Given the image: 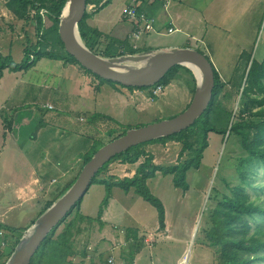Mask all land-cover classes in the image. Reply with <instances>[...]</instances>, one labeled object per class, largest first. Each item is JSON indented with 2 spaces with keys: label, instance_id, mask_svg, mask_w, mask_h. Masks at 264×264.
I'll use <instances>...</instances> for the list:
<instances>
[{
  "label": "rangeland",
  "instance_id": "rangeland-1",
  "mask_svg": "<svg viewBox=\"0 0 264 264\" xmlns=\"http://www.w3.org/2000/svg\"><path fill=\"white\" fill-rule=\"evenodd\" d=\"M150 1L157 4L159 12L163 11L164 0ZM171 1H174V6H178L175 8L179 9L182 16L174 22L178 29L168 31V19L175 17L172 7H168L164 12L166 17L161 13L158 15L157 12V17H150L154 31L149 35L142 34L138 40L129 39L130 43L139 48H158L155 46L159 45L200 48L209 55L220 78L228 82L229 89L233 90V97L226 101V105L238 114L246 107L242 102L239 103L240 95H237L241 75L248 64L242 53L250 52L252 59L258 60L264 56V0L169 2ZM127 2L128 0H111L92 17L90 23L110 37H124L132 30L131 22L122 15V7ZM5 4L6 0H0L1 52L4 55L11 54L15 62H20L24 46L36 41L34 14L31 12L27 20L17 19ZM97 6L95 4L92 9L88 5L86 10L93 13ZM103 17L107 19L105 24L100 22ZM156 22L162 24L158 25ZM46 24H50L47 19ZM106 42L107 39H103L98 50H102ZM46 61L47 65L43 68L39 63L19 73V79L8 87L12 91L6 96L2 97L0 91V105L4 98L8 100L5 103L8 107L4 106L2 112L7 117V126L3 130L5 134L0 131V207L8 209V213L5 216L0 215V221L18 229L31 225V221L38 217L48 200L47 195L53 199L63 185L76 175L82 162L81 156L94 135L93 130L86 129L88 122L66 118L62 123L54 125L48 118V115L50 117L60 111L48 107L49 103L57 104L60 82L59 77L53 74L51 65L55 63L54 60ZM250 63L251 61L249 65ZM194 91L191 75L181 69L163 94L152 100L142 96L141 99L138 98L141 110L138 109L137 113L131 114L127 121L116 127L114 134L119 135L130 127L142 126L178 114L190 103ZM145 93L147 94V89ZM134 94L139 92L134 90ZM66 114L70 115L68 112ZM104 136V143L111 139L108 133ZM22 147L30 150L27 152L31 154L25 155ZM181 147V143L175 140L144 145L146 151L153 155V162L164 166L173 165L188 157V152L180 156ZM242 155H245V151L237 135L226 137L210 132L208 146L203 152L199 168H190L187 171L188 190L176 187L171 174L164 175L158 171L154 177L148 179L150 189L162 200L166 210V227L163 230H158L157 210L152 204L133 189L125 192L121 187L114 186L113 199L107 207L110 210L107 217L109 222L104 226H100L97 220L81 224L82 231L73 238L76 249V254L71 258L73 263L120 264L123 261H134L133 258L143 252L145 258L141 259L142 264H222L219 246L211 245L208 231L213 224L215 207L225 194H230L231 187L240 181L237 165ZM76 156L80 159L62 176V168L68 166ZM143 159L141 157L133 164L114 160L99 177L130 176ZM10 166L15 172H7L8 169L13 170ZM257 167L253 180L256 188L248 187L247 190L252 199L262 201L264 188L259 187H264V164L260 163ZM33 170L39 182L31 184L36 189L41 184L44 193L37 192L36 195L33 194V199L24 202L16 191ZM59 174L57 181H53L52 178ZM104 194L103 184H92L83 197L81 212L95 217ZM11 205L14 207L10 208ZM249 221L252 226L250 232L257 225H261L264 232V215L249 217ZM128 227H137L139 232L136 242L126 239L125 229ZM62 229L63 224L54 235ZM12 236L14 234L11 235L10 231H0V243H7L4 252L9 250ZM111 255L115 260L108 263L107 259ZM260 264H264V259Z\"/></svg>",
  "mask_w": 264,
  "mask_h": 264
},
{
  "label": "trees",
  "instance_id": "trees-1",
  "mask_svg": "<svg viewBox=\"0 0 264 264\" xmlns=\"http://www.w3.org/2000/svg\"><path fill=\"white\" fill-rule=\"evenodd\" d=\"M110 2L111 0H86L87 6L91 3H95L98 6L93 13L86 10L82 20L79 22V32L85 44L91 50L103 56L133 54L148 49L149 47L134 48L128 36L116 39L88 23V19L93 14L106 7ZM65 3L66 0H6V7L17 19L27 20L30 17V13L33 12L36 41L34 43L29 42L24 46L23 58L20 62H15L11 54L4 55L0 53V75L4 69L15 72L28 70L42 58H48L62 60L65 64H78L85 72L98 79L100 84L109 83L129 89H149L151 86H125L111 79L103 78L82 66L72 54L66 51L58 32L59 16ZM156 10L157 4L154 3L150 6L141 1L138 6L139 12H145L150 17L155 14ZM46 19L50 21L49 25L46 24ZM103 39H107V42L102 50H98ZM197 49L205 53L200 48ZM242 54L246 56L248 64L241 75L237 95H240L239 103L242 102L246 105L244 109L237 114L233 112V109L227 107L226 101L233 97V90L229 89L228 82L220 78L214 67L215 86L213 99L205 112L190 127L165 137L139 143L126 151L116 154L107 161L98 170L90 184L91 186L98 183L105 186V194L100 202L97 215L90 217L81 212L82 197L45 237L33 255L30 264H74L71 259L76 254L73 242L74 236L82 231L81 224L85 221L97 220L100 226L105 225L103 215L112 198L114 186L121 187L125 192L133 189L135 193L152 204L157 210L158 230L165 229L166 210L164 204L150 189L148 179L154 177L158 171L164 175L171 174L173 176V184L176 187L188 190L187 171L190 168H199L203 152L208 146V134L210 132L222 134L223 136L227 133L228 136L231 134L237 135L245 151V155L239 158L237 165L239 183L232 186L230 194H225L215 207L212 218L213 224L208 231L211 245L219 246L222 264H260L264 259V232L261 225H257L255 230L250 232L252 226L249 217L254 218L256 215H264V200L252 199L247 188H256L253 180L257 173V166L260 163L264 164V56L261 60H258L257 58L252 59L250 52H243ZM181 69L191 75L193 86H195V78L192 71L180 64L171 67L156 84L168 85L171 80L177 77ZM95 89L98 90L99 87L96 86ZM246 113H248V116H246ZM108 118L112 119L111 117ZM117 124L119 123L117 122ZM115 129L108 132V136L111 137L110 140L126 132L115 135ZM103 137L95 139L90 148L82 154V162L76 175L63 185L53 199L46 201L37 216L74 182L82 166L98 148L105 144ZM169 140L181 143L180 156L188 152V157L170 166L154 163L153 155L146 151L144 145L150 142H166ZM141 157H144V159L136 166L135 172L131 176L99 177L100 173L114 160L133 164ZM259 188L262 189L264 187ZM33 221L34 219L31 223ZM61 224H63V229L57 235H54ZM23 229H26V227L18 229L0 221V231H10L11 235L14 234L10 238L11 245L7 252H4L5 248L0 247V264H4L13 251L22 235ZM138 232L137 227L126 228V239L136 242L138 240ZM3 258L5 259L3 260Z\"/></svg>",
  "mask_w": 264,
  "mask_h": 264
},
{
  "label": "water",
  "instance_id": "water-1",
  "mask_svg": "<svg viewBox=\"0 0 264 264\" xmlns=\"http://www.w3.org/2000/svg\"><path fill=\"white\" fill-rule=\"evenodd\" d=\"M86 0H66L59 16L58 32L66 51L85 68L125 86H152L174 65L188 67L195 78L190 103L178 114L142 126L130 127L124 134L103 144L82 166L74 182L22 231L4 264H30L42 241L88 191L98 170L113 156L139 143L155 140L190 127L208 108L215 86L210 57L192 46L149 48L133 54L103 56L91 50L79 32ZM194 65L199 70L196 75ZM228 133L226 134V137ZM226 139V138H225Z\"/></svg>",
  "mask_w": 264,
  "mask_h": 264
},
{
  "label": "crops",
  "instance_id": "crops-1",
  "mask_svg": "<svg viewBox=\"0 0 264 264\" xmlns=\"http://www.w3.org/2000/svg\"><path fill=\"white\" fill-rule=\"evenodd\" d=\"M130 1L131 0H128L127 4ZM169 1L170 0H168L166 3L164 2L163 4L164 8L162 12H159L158 10L156 12L158 13V15L161 13V14H164V17H166L167 15L166 13H164L166 8L172 7L175 17L174 19L172 18L168 19L169 24H170V25L168 24L169 25L168 27L178 29V27L175 26V23H176V20L182 18V16H181L179 9L175 8L178 6H174L175 4V3L173 4L174 1H171V2ZM142 2L147 3L150 6L153 4V2L151 3L150 0H145ZM125 6L122 7V11L125 8ZM157 13L154 14L153 17H157L158 16ZM95 14H93L92 17ZM92 17L88 19V23L90 25H92L90 23L93 20ZM100 22L102 24H105L107 22V19L103 17L102 20H100ZM156 24L161 25L162 23L156 22ZM130 32L131 31L127 32L124 37L129 36L128 34H130ZM167 46H176V45H165V46L159 45L155 47H167ZM1 49L2 48H0V53H2ZM46 60H48V58H42L36 63L35 66H37L40 63L41 67L43 68L44 66L47 65ZM54 62L55 63L51 65L53 66L52 68L54 70L51 67L49 68L53 70V74L59 77L60 85L58 86V89H57L58 94H59V99L57 101V104H51V103L49 104L52 105V108L60 109V111L55 112L50 117L48 115V118L52 121V123H54V125L62 123L63 120H66V118L70 120L75 118L82 122H88L86 129L93 130L94 135L91 136L92 142L88 144V147L84 150L85 152L92 145L95 138L98 139L100 137H103L104 134L108 133L112 129H115L116 127H119L118 126L119 124L121 125L122 123L127 121L130 118L131 114L137 113L138 109L141 110L142 107L140 106V104H138L137 99L138 98L141 99V96L146 97L145 90H142V92L137 91L139 92V94L133 95V91L135 89H129L127 87H122L120 85H111L109 83L100 84L98 79H96L92 75L85 72V70L82 69L78 64H75V63L65 64L62 60H54ZM21 72L22 71H16V72L9 71L8 69L3 70L2 74L0 75V91H1L2 97L6 96L12 91V89H8V87L11 84H14L19 79L18 74ZM96 86L99 87L98 90L95 89ZM60 88H62V91H60ZM7 102L8 100L4 98V101L2 102L3 104L0 105V131L3 132V134H5V131L3 130L6 127L7 117H4V114L2 112L4 110V106L8 107V104H5ZM66 112L70 113V115H67ZM81 117H83L84 119L81 120L80 119ZM108 117H111L112 119H109ZM117 122L119 124H117ZM101 129H103L104 131ZM21 150L24 151V154L27 156L31 154L30 152H27L30 150H27L26 147H22ZM79 155L81 154H78V156ZM77 159L79 160L80 157L76 156L75 158L72 159V161L70 162L68 166H65L64 168H62V170L60 171L62 176H65V173H67L70 170V168H72L73 163L76 162ZM111 168H110L111 170H114V167H111ZM12 171L15 172L14 169L13 170L8 169L7 172L12 173ZM134 172H135V169L132 171V173ZM59 176L60 174L57 177L54 176L52 180L56 178L58 179ZM30 177L32 178L30 179ZM31 182L33 183L39 182V178L35 175V170H33V172H30L29 178L25 181V183L19 184L17 188L16 192L18 193V196L21 198L20 199L21 201H22V198L24 202L30 199H33L34 197L33 194L36 195L37 192L40 193V191L44 190V187L41 184L36 189L32 186ZM48 196L49 195H47V198L51 199ZM112 199L113 198L110 199L109 205ZM12 207H14V205L10 206V208ZM4 209L5 208H3V206L0 207V215L4 214L2 216H5L8 213V209L6 210ZM108 215H110V210L108 211V208H107L103 215V220L105 221L106 224L109 222V220L107 219ZM142 258H145L143 255V252L138 253L133 258V260L137 264H142L141 263ZM123 262H121L120 264H122Z\"/></svg>",
  "mask_w": 264,
  "mask_h": 264
},
{
  "label": "built area",
  "instance_id": "built-area-1",
  "mask_svg": "<svg viewBox=\"0 0 264 264\" xmlns=\"http://www.w3.org/2000/svg\"><path fill=\"white\" fill-rule=\"evenodd\" d=\"M168 0H164V2L166 3ZM141 3L140 0H131L123 9L122 15L124 16V18L126 20H128L129 22H131L132 24V30L129 34V39L130 40H138L140 39L142 34H149L150 32L154 31V25H153V21L152 19L145 13V12H139L138 11V6ZM95 7V3L90 4L89 8H94ZM176 30V28H169L168 31L172 32ZM132 46L134 48H138L134 43H132ZM167 85L164 84H153L149 89H147V94L146 97L149 98L150 100L157 98L158 96H160L161 94L164 93V91L166 90ZM141 91L140 89H135V91ZM49 107H51V105H49ZM81 120H83L84 118L81 117ZM53 181H56V179H53ZM6 241H1L0 243V247L1 248H5L6 246ZM114 257L110 256L107 259L108 263H113L114 262ZM122 264H137L134 261H127V262H123Z\"/></svg>",
  "mask_w": 264,
  "mask_h": 264
},
{
  "label": "bare ground",
  "instance_id": "bare-ground-1",
  "mask_svg": "<svg viewBox=\"0 0 264 264\" xmlns=\"http://www.w3.org/2000/svg\"><path fill=\"white\" fill-rule=\"evenodd\" d=\"M192 70L195 72L196 75H199V70L196 66L191 65Z\"/></svg>",
  "mask_w": 264,
  "mask_h": 264
}]
</instances>
